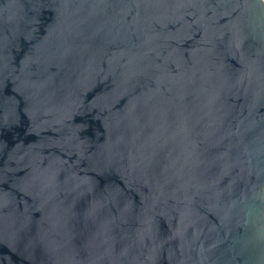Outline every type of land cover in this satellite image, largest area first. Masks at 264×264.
I'll use <instances>...</instances> for the list:
<instances>
[{"label":"water","instance_id":"water-1","mask_svg":"<svg viewBox=\"0 0 264 264\" xmlns=\"http://www.w3.org/2000/svg\"><path fill=\"white\" fill-rule=\"evenodd\" d=\"M0 264H264L261 0H0Z\"/></svg>","mask_w":264,"mask_h":264},{"label":"built area","instance_id":"built-area-1","mask_svg":"<svg viewBox=\"0 0 264 264\" xmlns=\"http://www.w3.org/2000/svg\"><path fill=\"white\" fill-rule=\"evenodd\" d=\"M261 1H262L263 6H264V0H261Z\"/></svg>","mask_w":264,"mask_h":264}]
</instances>
